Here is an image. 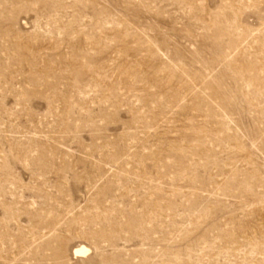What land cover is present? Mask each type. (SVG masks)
Wrapping results in <instances>:
<instances>
[{"label": "rangeland", "instance_id": "obj_1", "mask_svg": "<svg viewBox=\"0 0 264 264\" xmlns=\"http://www.w3.org/2000/svg\"><path fill=\"white\" fill-rule=\"evenodd\" d=\"M0 264H264V0H0Z\"/></svg>", "mask_w": 264, "mask_h": 264}, {"label": "bare ground", "instance_id": "obj_2", "mask_svg": "<svg viewBox=\"0 0 264 264\" xmlns=\"http://www.w3.org/2000/svg\"><path fill=\"white\" fill-rule=\"evenodd\" d=\"M88 252V250L87 249H85V247L84 248H81V250H79V249H77V251H76V255H79V254H86Z\"/></svg>", "mask_w": 264, "mask_h": 264}]
</instances>
